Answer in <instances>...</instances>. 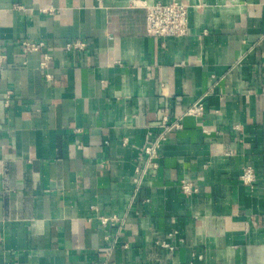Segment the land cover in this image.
I'll use <instances>...</instances> for the list:
<instances>
[{
    "label": "crops",
    "instance_id": "1",
    "mask_svg": "<svg viewBox=\"0 0 264 264\" xmlns=\"http://www.w3.org/2000/svg\"><path fill=\"white\" fill-rule=\"evenodd\" d=\"M0 57V264H264V0H0Z\"/></svg>",
    "mask_w": 264,
    "mask_h": 264
},
{
    "label": "built area",
    "instance_id": "2",
    "mask_svg": "<svg viewBox=\"0 0 264 264\" xmlns=\"http://www.w3.org/2000/svg\"><path fill=\"white\" fill-rule=\"evenodd\" d=\"M142 8L145 10V32L148 36L158 37L161 39L165 38H181L186 36L188 30L187 24V8L185 5L172 1L170 3L155 2L151 5L142 4ZM22 48L25 52L37 51L42 45L41 44H31L26 41L22 42ZM66 50H83L86 48V44L79 40L69 42L65 46ZM3 58L0 57V61ZM204 113V105L202 100H199L191 107H189L184 115L200 117ZM167 121V119H163ZM173 128H179L178 123H173ZM164 141L163 136H159L154 140H149L144 147L143 154L146 160V164L141 169H136L134 172L133 183L137 188L140 187L145 176L148 174L149 170L156 169V160L158 158V150L161 143ZM252 178V172L250 169L244 170L241 179L245 183H249ZM180 190L184 195H190L196 192V189L191 186V184L182 181L180 184ZM99 222L102 226H114L119 222L116 216L111 217H99ZM161 246L170 251L173 250L169 244L162 243Z\"/></svg>",
    "mask_w": 264,
    "mask_h": 264
}]
</instances>
